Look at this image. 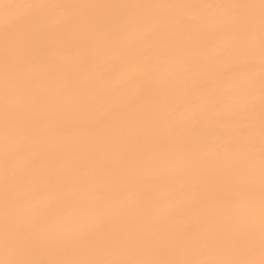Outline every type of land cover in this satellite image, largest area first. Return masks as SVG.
<instances>
[{
    "label": "bare ground",
    "instance_id": "1",
    "mask_svg": "<svg viewBox=\"0 0 264 264\" xmlns=\"http://www.w3.org/2000/svg\"><path fill=\"white\" fill-rule=\"evenodd\" d=\"M31 0H0V4H27ZM62 5H93L54 10L46 17L60 42L55 57L47 53L29 56L11 72L28 82L27 94L40 98L33 108L37 123L21 124L7 147L4 139L5 49L4 22L24 17L32 10L0 7V234L4 222V169L18 175L26 165L60 174L63 184L50 193L35 197L29 184L17 186L23 204L37 200L49 211L47 228L57 243L30 253L42 260L95 259H217L239 258L205 242L212 221L224 216L243 217L257 224V244L251 258L259 259L258 222L260 212L259 117L260 57L259 0H46ZM255 4L240 9L242 17L256 21L255 59L229 81L208 72L220 63L216 52L231 48L237 40L220 34L197 37L187 49L164 39L163 29L182 16H215L230 19L225 9L148 7L151 5ZM142 5L144 7H123ZM64 21L55 24V21ZM136 22V23H134ZM17 25H12L15 32ZM206 30V29H205ZM120 32L118 40L113 33ZM143 33L145 38H135ZM130 41H132L130 43ZM129 48L132 59L119 71L120 50ZM13 60L15 49L10 53ZM240 87L255 99L253 175L236 203L225 204L203 198V186L194 176H183L186 163L215 161L218 127L237 132L243 142L239 118L218 126L208 118L211 106L232 111L238 98L232 90ZM27 97L12 88L10 105ZM202 110L196 123L192 113ZM13 121H23L13 107ZM18 143L30 145L17 154ZM239 155V149L224 159ZM162 162L163 166H162ZM122 165L138 168L137 186L117 185L112 170ZM87 174L85 183L64 175ZM181 175L178 188L172 177ZM144 177L152 184L144 186ZM160 177H167L161 180ZM97 193H106L101 198ZM185 230H190L186 232ZM177 237L173 239V237ZM183 237V238H180ZM151 240V243H145ZM17 258L0 248V260Z\"/></svg>",
    "mask_w": 264,
    "mask_h": 264
},
{
    "label": "snow or ice",
    "instance_id": "2",
    "mask_svg": "<svg viewBox=\"0 0 264 264\" xmlns=\"http://www.w3.org/2000/svg\"><path fill=\"white\" fill-rule=\"evenodd\" d=\"M0 7L8 9L11 7L27 8L32 10L24 17H18L13 21L4 22V49H5V107H4V139L6 147L16 130L21 124L35 125L37 117L33 108L41 103L40 98L28 95V82L17 78L15 83L11 79L13 69L20 68L27 57L47 53L55 57L60 42L54 37L53 29L46 17L60 8L67 7H94L93 5H62L47 3L46 0H31L27 4H0ZM123 7H144L142 5H125ZM148 7L168 8H193V9H225L230 14V19H219L215 16H182L174 21L171 27L163 29L164 39L183 49L193 44L197 37L204 38L209 35L220 34L223 37H231L237 40L231 48H219L217 57L220 63H212L208 72L220 80L229 81L242 71H251L255 59L254 41L256 38V21L252 17H242L240 9L255 8V4H194V5H151ZM259 57H260V117H259V177H260V212L258 222V246L260 258H251V254L257 244V224L254 220L243 217L224 216L212 221L211 230L206 234L205 242L217 248L221 252L236 254L239 258H217V259H95V260H42L30 258V253L35 252L45 245L57 243L50 235L47 228L49 211L43 207L42 202L36 201L32 204H23L24 197L19 194L17 186L29 184L33 187L35 197L52 192L63 184V177L53 171L43 169L35 164L26 165L18 175H10L7 167V159L4 169V222L3 231L0 234V248L6 254H12L17 258L0 260V264H264V0H259ZM62 24L64 21H55ZM136 23V22H134ZM17 25L15 32L12 25ZM206 29V30H205ZM121 33H113V39L118 40ZM145 38L143 33L135 37ZM132 41H130L131 43ZM15 49L17 55L15 60L10 53ZM132 59L129 48L120 50V64H113L109 71H119ZM24 94L27 98L18 105H10L12 88ZM232 96L237 99L232 111H221L215 105L211 106L208 118L213 119L218 126L223 125L233 117L239 118V133L246 136L242 142L237 132L229 134L227 130L218 127L213 135L216 137L215 146L221 150L217 152V158L222 162L201 161L200 163L188 162L182 168L183 176H194L203 186L204 199H216L225 204L236 203L240 194L245 191V183L253 175L254 161L253 151L255 137L254 109L255 99L244 89L237 87L232 90ZM13 107L24 116L23 121H13L10 112ZM202 110L192 113V119L200 123L203 119ZM30 145L18 143L15 146L17 154L28 151ZM239 149V155L231 160L224 159L227 153ZM162 162V166H163ZM143 166L131 168L122 165L120 169L112 170L114 181L117 185L137 186L139 173ZM66 176L78 183L88 180L87 174H79L77 171L65 173ZM181 175L171 179L178 188L184 185ZM167 180V177H160ZM144 186L152 184L151 177H144ZM101 198H107L106 193H97ZM186 232L190 230H185ZM177 237H173L176 239ZM183 238V237H180ZM145 243H151L146 240Z\"/></svg>",
    "mask_w": 264,
    "mask_h": 264
}]
</instances>
